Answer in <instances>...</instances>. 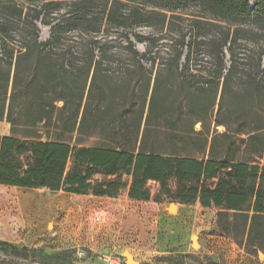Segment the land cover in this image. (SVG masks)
I'll return each mask as SVG.
<instances>
[{"label": "trees", "instance_id": "obj_1", "mask_svg": "<svg viewBox=\"0 0 264 264\" xmlns=\"http://www.w3.org/2000/svg\"><path fill=\"white\" fill-rule=\"evenodd\" d=\"M138 1L165 9L197 3L213 20L230 21L226 27L206 21L222 29L213 40L219 42L212 52L214 72H195L191 78L198 81L188 79L199 40L198 34L186 40L185 33L179 34L169 62L154 73V57L149 56L150 68L145 69L140 59L146 53L137 51L127 36L136 57L131 70L111 68L103 51L95 59L94 48L84 60L67 61L54 52V44L69 25L90 21L87 9L94 0H75L57 22L40 18V9L30 13L16 0L4 2L14 14L0 20V120L9 124V135L0 137V184L96 197H114L126 189L136 201H158L159 194L182 204L198 201L216 209L217 231L239 244L262 247L264 122L246 118L253 113L264 121V108L247 106L261 84L251 78L242 92L244 105L238 107L241 92H230V84L237 63L232 46L242 24L264 19V0H254L253 6L251 0ZM105 2L103 15L111 24L132 28L153 16L165 24V12L139 6L122 10L121 0ZM50 5L55 4H43ZM38 21L49 26L45 42L39 40ZM202 21L196 19L191 28L196 31ZM132 36L139 43L146 39L139 33ZM255 66L261 71L260 58ZM225 95H231L227 107ZM222 112L235 116L238 127L223 120ZM90 139L94 143L84 145ZM95 175L101 179L93 180ZM148 181L158 184L154 196Z\"/></svg>", "mask_w": 264, "mask_h": 264}, {"label": "rangeland", "instance_id": "obj_2", "mask_svg": "<svg viewBox=\"0 0 264 264\" xmlns=\"http://www.w3.org/2000/svg\"><path fill=\"white\" fill-rule=\"evenodd\" d=\"M5 1L0 0V20L14 14L5 7ZM16 1L23 3L24 10L30 13L34 8L40 9L43 20L57 22L65 16L66 10H72L71 4L75 0ZM45 2L55 5L43 6ZM121 2L122 10L139 6L146 12H165V24L161 26L158 16L132 28L111 24L103 15L105 0H94L87 9L90 21L77 22L62 30L54 44V52L67 61H81L88 57L89 49L94 48L95 59L103 51L102 58L111 68L131 70L136 57L128 48L127 36L137 51L146 53V59H140L145 69L150 68L149 56L154 57V73L169 62L180 33L186 34V40L198 34L188 79L198 81L191 78L195 72H214L212 52L219 42L213 40L220 36L222 29L206 21L224 27L230 21L213 20L211 14L197 3L165 9L150 3L142 5L138 0ZM254 3L251 0L250 5ZM196 19L203 21L195 31L191 24ZM23 25L19 23V26ZM242 26L244 29L232 46L237 63L230 92H241L235 104L243 106L242 92L249 87V81L251 78L259 81L261 85L258 91L252 90L253 99L247 105L249 109L258 111L264 108V19H254ZM37 27L39 40H48L49 26L38 21ZM133 33H139L146 39L142 43L135 42ZM227 46L224 47L226 69L230 65ZM185 54L184 47L181 65ZM257 58H260L261 71L255 66ZM230 96L225 95L226 107ZM261 116L264 118V112ZM221 118L232 128L238 127L235 116L222 112ZM246 118L256 123L264 122L253 113ZM199 127L197 123L195 128ZM216 129L222 131L223 127L217 126ZM93 143L94 139H90L84 145ZM99 179L100 175L93 177V180ZM147 185L151 196L158 193L157 183L148 181ZM171 187L174 188L173 182ZM20 191L0 187V264H125V252L132 255L135 264H264V242L262 247L239 244L217 231L216 209L213 207H201L195 202L182 204L164 194H159L158 201H130L126 189L114 197L103 198H94L91 192L76 195L47 189L23 191V194ZM171 203L176 208L169 210ZM11 237L16 241H8ZM193 238L196 245H193Z\"/></svg>", "mask_w": 264, "mask_h": 264}, {"label": "crops", "instance_id": "obj_3", "mask_svg": "<svg viewBox=\"0 0 264 264\" xmlns=\"http://www.w3.org/2000/svg\"><path fill=\"white\" fill-rule=\"evenodd\" d=\"M6 135H9V124L5 120H0V137L6 136ZM0 187H9V188L20 189L21 190L20 192L22 194H23V191H29L30 192V191L39 190V188H36V189L35 188H23V187H17V186H5V185H1V184H0ZM42 189H44V188H42ZM94 198H103V197H96V196H94ZM129 200L130 201H134V200H131V199H129ZM195 203H197L199 206H201L198 201H196ZM8 241H16V240L14 239V237H11V238H8Z\"/></svg>", "mask_w": 264, "mask_h": 264}, {"label": "water", "instance_id": "obj_4", "mask_svg": "<svg viewBox=\"0 0 264 264\" xmlns=\"http://www.w3.org/2000/svg\"><path fill=\"white\" fill-rule=\"evenodd\" d=\"M174 206V204H169L168 209L171 210L172 207ZM124 257H125V264H135L136 262L133 260L132 255L129 252H125L124 253Z\"/></svg>", "mask_w": 264, "mask_h": 264}, {"label": "bare ground", "instance_id": "obj_5", "mask_svg": "<svg viewBox=\"0 0 264 264\" xmlns=\"http://www.w3.org/2000/svg\"><path fill=\"white\" fill-rule=\"evenodd\" d=\"M176 207H175V205L172 207V209H175ZM193 245H196V242H195V240H194V238H193Z\"/></svg>", "mask_w": 264, "mask_h": 264}]
</instances>
